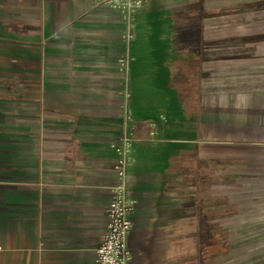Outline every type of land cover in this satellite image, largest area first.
Here are the masks:
<instances>
[{"label":"crops","instance_id":"obj_1","mask_svg":"<svg viewBox=\"0 0 264 264\" xmlns=\"http://www.w3.org/2000/svg\"><path fill=\"white\" fill-rule=\"evenodd\" d=\"M129 29L0 0V264H95L126 132L127 264H264V0H148Z\"/></svg>","mask_w":264,"mask_h":264},{"label":"built area","instance_id":"obj_2","mask_svg":"<svg viewBox=\"0 0 264 264\" xmlns=\"http://www.w3.org/2000/svg\"><path fill=\"white\" fill-rule=\"evenodd\" d=\"M118 9L121 17L130 27L127 31L129 39L134 38L132 30L137 11L148 0H102ZM120 62L127 65L128 59L121 58ZM120 154L114 165L119 175V181L115 184L114 195L106 208V228L102 240L96 249L95 264H127L130 258L128 237L133 227L130 212L134 209V200L129 196V166L133 159V136L126 132L120 140Z\"/></svg>","mask_w":264,"mask_h":264},{"label":"rangeland","instance_id":"obj_3","mask_svg":"<svg viewBox=\"0 0 264 264\" xmlns=\"http://www.w3.org/2000/svg\"><path fill=\"white\" fill-rule=\"evenodd\" d=\"M181 17L183 18V19H185V20H187L188 19V15H187V12L186 11H182L181 13ZM183 35H187V32L185 31H183V33H182Z\"/></svg>","mask_w":264,"mask_h":264}]
</instances>
